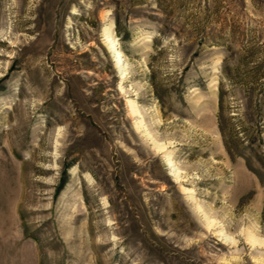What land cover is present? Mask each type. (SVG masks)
<instances>
[{"label": "rangeland", "instance_id": "obj_1", "mask_svg": "<svg viewBox=\"0 0 264 264\" xmlns=\"http://www.w3.org/2000/svg\"><path fill=\"white\" fill-rule=\"evenodd\" d=\"M0 264H264V0H0Z\"/></svg>", "mask_w": 264, "mask_h": 264}, {"label": "bare ground", "instance_id": "obj_2", "mask_svg": "<svg viewBox=\"0 0 264 264\" xmlns=\"http://www.w3.org/2000/svg\"><path fill=\"white\" fill-rule=\"evenodd\" d=\"M101 37L104 45L106 46L109 54L111 55L114 63V67L118 73V79L120 80L118 83V90L122 91L121 81L125 78V60L123 58V54L121 53L118 47V40L114 35L113 25L112 23L104 24L101 28ZM128 108L131 114L137 116V121L135 123L136 128L143 129L141 115L135 105V103L131 100H127ZM144 136L148 139V141L153 145L154 150L161 155V159L168 169L169 176L179 185V190L183 195H185L187 201L194 203L195 211L200 215V217L205 220L206 224L209 226L211 221L207 218L206 214L202 211L201 207L194 201L193 191L189 188H186L182 185L184 182L182 172L178 169L177 165L173 161L172 150L167 147L166 144L157 143L146 131L143 132ZM89 180V179H88ZM222 231H218V235L224 237L227 241H232L230 237H227L225 234H222ZM250 243H256L258 240L252 235L248 234L246 238ZM224 240V241H225ZM260 242V241H259ZM258 242V243H259Z\"/></svg>", "mask_w": 264, "mask_h": 264}]
</instances>
